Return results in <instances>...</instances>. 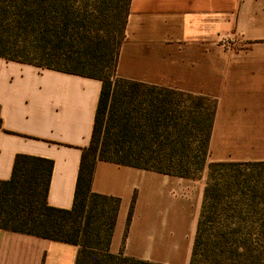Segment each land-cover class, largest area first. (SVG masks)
<instances>
[{"label":"crops","instance_id":"crops-1","mask_svg":"<svg viewBox=\"0 0 264 264\" xmlns=\"http://www.w3.org/2000/svg\"><path fill=\"white\" fill-rule=\"evenodd\" d=\"M227 35L233 41L222 45ZM118 73L212 98L209 161H264V0H131ZM101 86L96 78L0 57V180L10 179L18 154L51 159L48 204L71 209ZM205 186L204 175L97 159L91 191L120 199L109 251L190 264ZM78 250L0 228V264H75Z\"/></svg>","mask_w":264,"mask_h":264},{"label":"trees","instance_id":"trees-1","mask_svg":"<svg viewBox=\"0 0 264 264\" xmlns=\"http://www.w3.org/2000/svg\"><path fill=\"white\" fill-rule=\"evenodd\" d=\"M130 3L131 0H0V57L102 81L92 137L82 152L71 209L48 204L51 159L18 154L10 179L0 180V228L76 244L79 250L75 264H160L125 256L122 251H109L120 199L91 191L97 159L199 178L197 171L209 156L215 102L206 106V96L118 74ZM194 97H198L196 103L190 101ZM205 114L195 159L175 146L185 145L191 134L189 128ZM113 126L125 144L122 147L110 140L109 127ZM207 164L209 173L190 264H201L198 256L205 251L202 238L213 220V205L221 196L220 203L225 202L223 209H227L213 234L212 259L203 264H264V193L259 198L257 184L251 183L249 177L244 181L238 177L243 175L239 168L250 170L264 165V161ZM232 191L234 203L229 202ZM91 197L113 203L104 212L103 234H95L88 226L93 210L89 206ZM135 200L136 195L128 211L125 236Z\"/></svg>","mask_w":264,"mask_h":264},{"label":"rangeland","instance_id":"rangeland-1","mask_svg":"<svg viewBox=\"0 0 264 264\" xmlns=\"http://www.w3.org/2000/svg\"><path fill=\"white\" fill-rule=\"evenodd\" d=\"M117 72H118V68H117ZM119 74V73H118ZM198 97H194L193 99H190V101L192 103H196ZM206 106H210L213 105L214 100L212 98L208 97V100H205ZM206 120V114H205V118L203 119H198V123L197 121H195L196 123L194 124L195 126L192 128L190 127L189 130H191V134L189 135V137L187 138V140H185V145L181 146H175V148L181 149L182 152L188 153L189 156L191 157H195V159L198 156V146L200 143V138L202 137V131H203V125L204 122ZM112 127V126H111ZM110 128V136H111V141H115L112 142L113 144L115 143V145L122 147L125 144L121 143V138L117 137L118 134V130L114 128ZM161 130V129H160ZM155 147V149H158L159 145H155L153 146ZM154 154V153H153ZM186 156V155H185ZM210 157L208 156L207 162L204 164V166L197 171L198 175L201 176H205V182L207 181L208 178V173H209V169H208V162H209ZM241 170V172L243 173V175L238 176L239 179L242 181L245 180V178L249 177L251 178V183H255L257 184V195L259 196V198L261 196H263L264 193V165H255L254 167H252L250 170L248 169H244V168H239V171ZM259 184V185H258ZM233 194V196L230 198V203H234V201L236 200L234 197V191L231 192ZM223 199V196H221L220 200L217 199V201H215V205L214 208H212L213 210V220L210 222V225L208 224L207 226V232L205 233V235L202 238V250H205L203 252V255H199L198 256V260L201 264L204 263L205 260H210V258L212 259V257L210 256L212 253V247H213V243L215 240H213V234L215 233L217 227H218V222L221 218L222 213L227 209H223V205L225 204V202L220 203V201ZM91 205V206H90ZM89 206L93 209L90 212V219H89V223L88 226L90 228V230H92L93 232H95V234L99 233V234H103L104 230L106 229V214L104 212L108 211L112 206L113 203L109 202V201H104L100 198H90L89 199ZM93 206V207H92ZM263 206V205H262ZM262 206H259L258 208H262ZM89 207V208H90ZM264 208V206H263ZM104 213V214H103ZM105 237L102 238V241H104Z\"/></svg>","mask_w":264,"mask_h":264},{"label":"built area","instance_id":"built-area-1","mask_svg":"<svg viewBox=\"0 0 264 264\" xmlns=\"http://www.w3.org/2000/svg\"><path fill=\"white\" fill-rule=\"evenodd\" d=\"M233 41V38L231 35H227L225 37H223L221 40H220V43L222 45H230V43Z\"/></svg>","mask_w":264,"mask_h":264}]
</instances>
